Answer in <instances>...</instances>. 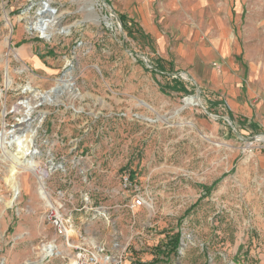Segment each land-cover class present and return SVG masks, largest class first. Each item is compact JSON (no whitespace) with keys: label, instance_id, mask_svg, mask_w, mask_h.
Returning <instances> with one entry per match:
<instances>
[{"label":"rangeland","instance_id":"rangeland-1","mask_svg":"<svg viewBox=\"0 0 264 264\" xmlns=\"http://www.w3.org/2000/svg\"><path fill=\"white\" fill-rule=\"evenodd\" d=\"M48 1L55 33L45 39L33 28L40 0H0V132L24 131L23 102L70 70L72 88L52 104L33 100L30 115L42 117L35 161L49 172L44 187L70 244L98 246L123 264H264L263 129L128 35L121 0H93L109 25L93 19L88 0ZM227 4L244 57L264 80V0ZM35 55L44 66L34 67ZM11 167L0 150V264H62L72 249L47 220L38 178L10 176ZM176 234L177 253L168 254ZM47 245L54 251L41 260Z\"/></svg>","mask_w":264,"mask_h":264},{"label":"crops","instance_id":"crops-1","mask_svg":"<svg viewBox=\"0 0 264 264\" xmlns=\"http://www.w3.org/2000/svg\"><path fill=\"white\" fill-rule=\"evenodd\" d=\"M121 2L124 11H130L129 24L148 40L156 59L172 61L198 90L221 98L248 126L264 131L263 72L244 57L234 35L237 12L228 8L229 0ZM30 60L40 68L35 65V60L41 63L38 55Z\"/></svg>","mask_w":264,"mask_h":264},{"label":"bare ground","instance_id":"bare-ground-1","mask_svg":"<svg viewBox=\"0 0 264 264\" xmlns=\"http://www.w3.org/2000/svg\"><path fill=\"white\" fill-rule=\"evenodd\" d=\"M48 2H49L48 0L40 1V5H43V6H41L37 12V19L33 27L34 30L45 39H49L50 36L55 33V30H54L55 14H53L54 12H52ZM87 2H88V10H89L88 12H90V14L93 16V19L97 21L98 23L102 21V22H105L107 25H109V21L105 17L101 18L97 14H95L94 7L96 3L93 0H88ZM15 56L17 58V55ZM182 76L184 79H187L186 74H182ZM11 84H12V80L9 77V75L6 74L5 87L8 88L11 86ZM57 85L61 88L60 90L63 92L64 91L66 92L67 90H69V88H66L68 87L66 84V81L57 82ZM24 90L31 91V89L28 87H26ZM39 98H42V100L48 104H52L54 100L56 101V98H54V93H51L50 91L43 95L35 94V96H33L29 101L23 102L24 109L22 110V117L21 119H19L18 123H24V120L27 117L30 118L31 109L33 106L32 101L33 100L39 101ZM197 99L199 101V98ZM194 103L195 102L193 99H186L184 101L185 107L193 106ZM41 123H42V117L38 118L36 127L32 125V122L25 123L27 128L18 135L14 134V132L12 131L0 132V150L6 154L7 159H10L12 161L10 176H13V174L16 173L17 169H22L36 176V178H38V181H39V187H38L39 198L44 202V204L47 207H55L51 203L49 199V194L45 190L44 183H43L44 180L49 176V172L39 167L38 163L35 161L37 152L33 150L34 140L37 134V127ZM260 137H258L257 140ZM12 148L16 150L13 153L9 151V149H12ZM12 189L14 192V197H16L19 193V188L16 184H12ZM66 236L68 238L70 236V231L67 228H66ZM53 251H54V247L52 245H47L46 247H44L42 249L41 260H44L47 257H50ZM27 264H39V263H27Z\"/></svg>","mask_w":264,"mask_h":264},{"label":"built area","instance_id":"built-area-1","mask_svg":"<svg viewBox=\"0 0 264 264\" xmlns=\"http://www.w3.org/2000/svg\"><path fill=\"white\" fill-rule=\"evenodd\" d=\"M129 179L125 178L124 182L127 183ZM142 201L137 198L136 205L140 206ZM47 220L55 231V235L62 238L68 248L72 249V255L67 261L62 264H123L121 257H112L109 255H103L104 249L98 246L88 248L85 246L71 245L69 238L66 236V223L60 209L58 207H49ZM56 256V255H54Z\"/></svg>","mask_w":264,"mask_h":264},{"label":"water","instance_id":"water-1","mask_svg":"<svg viewBox=\"0 0 264 264\" xmlns=\"http://www.w3.org/2000/svg\"><path fill=\"white\" fill-rule=\"evenodd\" d=\"M30 1H32V0H30ZM40 1H43V0H40ZM52 12H54V11H52ZM60 32H61V33H64V31H63L62 29H61ZM69 71H70L69 69H66V71H65L64 73L61 74V76L59 77V79L57 80V82H63V81H66L67 86H68V87H66V88H70V89H71V88H72V83L70 82V80H71V76L69 75ZM66 88H65V89H66ZM60 89H61V88H60L58 85H55L53 88L50 89V92H51V93H54V98H57L60 94H62L63 91H61ZM23 91H25V90H23ZM43 103H45V102L42 100V98H39V101L37 102L35 108H36L37 106L43 104ZM37 118H38V117H37ZM37 118H34V119L30 120V118L27 117V118L24 120V123H31V122H34V120H35V119L37 120Z\"/></svg>","mask_w":264,"mask_h":264},{"label":"trees","instance_id":"trees-1","mask_svg":"<svg viewBox=\"0 0 264 264\" xmlns=\"http://www.w3.org/2000/svg\"><path fill=\"white\" fill-rule=\"evenodd\" d=\"M124 26L127 25V24H123ZM127 31H128V35H132V34H139V31L138 29H136L132 24H130L129 27H127ZM132 30V31H131ZM134 31V33H133ZM140 37H142L141 35H139ZM156 71L158 72H162L161 68L160 69H155ZM129 180L133 179L132 176H129L128 178ZM205 193H207V191H205ZM179 237L180 235L179 234H176L173 238H171V244H170V248L167 250V248H165L164 250H166L169 253H177V250H178V247H179Z\"/></svg>","mask_w":264,"mask_h":264}]
</instances>
